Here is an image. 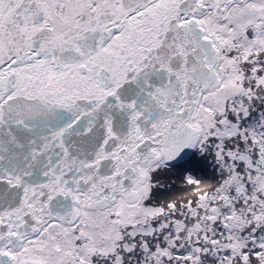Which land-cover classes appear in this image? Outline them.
Listing matches in <instances>:
<instances>
[{
	"label": "water",
	"instance_id": "95a60500",
	"mask_svg": "<svg viewBox=\"0 0 264 264\" xmlns=\"http://www.w3.org/2000/svg\"><path fill=\"white\" fill-rule=\"evenodd\" d=\"M244 0H0V264L82 199L132 200L197 146L219 47L199 17Z\"/></svg>",
	"mask_w": 264,
	"mask_h": 264
},
{
	"label": "rangeland",
	"instance_id": "374dc122",
	"mask_svg": "<svg viewBox=\"0 0 264 264\" xmlns=\"http://www.w3.org/2000/svg\"><path fill=\"white\" fill-rule=\"evenodd\" d=\"M224 14L222 20L216 19L210 11L201 17L208 32L217 35L220 81L199 98L200 104L193 117L202 132L197 147L186 158L169 166H164L162 159L147 163L144 178L135 186V190L141 189V192L132 200H122L118 196L104 208L94 209L86 206L83 200L79 217L73 224L46 223L35 236L22 242L17 254L20 262L177 264L174 251L164 243L168 239L170 245L176 238L170 226L180 228L184 224L183 218H179L182 214L183 217L190 212L196 215L193 200L199 196L200 206L206 207L194 224L203 241L215 233L221 234L218 243L222 246L234 248V245L250 241L264 248V231L251 233L253 221L248 219L247 222L241 214L243 209L253 207L255 198L247 196H256V189L264 195V155L253 140L256 135L264 144V52L251 53L253 47H264V0L232 3ZM248 24L255 29V36L247 32ZM242 132H250V139ZM244 164L253 172L246 170ZM221 166L227 168L221 186L215 196H205L203 192L219 181ZM227 174L231 176L224 179ZM252 174L254 176L249 178ZM235 176L240 181L233 183V194L226 191V186ZM246 176L252 183L249 192L244 190ZM214 199L219 201L210 205ZM233 199L237 202L231 209L229 204ZM227 208L231 210L225 213ZM255 215L256 219H264V204L256 209ZM136 235L137 241H132L130 237ZM196 241L190 243L193 249L202 250L201 240ZM96 251L104 258H98Z\"/></svg>",
	"mask_w": 264,
	"mask_h": 264
},
{
	"label": "trees",
	"instance_id": "16d2710c",
	"mask_svg": "<svg viewBox=\"0 0 264 264\" xmlns=\"http://www.w3.org/2000/svg\"><path fill=\"white\" fill-rule=\"evenodd\" d=\"M246 29L250 35L252 36L256 35L255 29L253 28L252 25L248 24ZM255 52L256 53L264 52V47L263 46L253 47L251 53L255 54ZM249 133H246V134L243 133V135L248 136V140L251 137V136L249 137ZM253 140L255 142L254 145L260 151H262V154L264 155V144H262V142L259 140V138L256 137V135L254 136ZM213 152L215 153V151ZM215 157H216V153H215ZM166 165L169 166L170 164H167V163L164 164V166ZM244 165H245L246 170L248 169V171L253 172V169H250L247 167L248 165L247 166L246 164ZM226 169H227L226 167L221 166V169L219 172L221 176H220L219 181L215 184L214 187L210 188V190L203 192L205 196H209V197L215 196L216 192L218 191V188L221 186L223 182V176H224V173L226 172ZM230 176H231L230 174H227L224 177V179H227ZM238 176L241 177L239 173H238ZM253 176L254 174H252V176L249 178H252ZM249 178L248 176H246V179L244 181L242 180L244 183L246 182L247 184V186L245 185L246 187V189H244L245 192H249V186L252 185ZM231 180H234V181H232L229 184V186H226V191L234 194L235 184L233 183L235 181L238 182L240 180L237 176H235L234 178L232 177ZM243 188H244V185H243ZM255 192H256L255 193L256 196L255 195L247 196L249 199L255 198V201H252L253 207H251L248 210L243 209L241 214L247 220V222H249L248 219L253 221V224H252L253 229L251 233L260 234L264 231V219L263 218L256 219L255 214H256V209L260 208L264 204V195L260 193L259 190L257 189L255 190ZM236 200L237 199H233L232 204H229V207L231 209L234 208V206L236 205V202H237ZM193 201L195 202L193 203V205L197 210L196 215L190 212V215H185L183 217V214H182L179 218L180 219L183 218L184 224L180 228H177V229L173 228L172 225L170 226V228L172 229L171 230L172 234L173 236L176 235V238L172 239L173 242H171L170 245H168V239L164 243L165 246H168L174 251V254H175L173 255L174 261L177 264H263L264 248L260 247V244L257 242H253L254 245H252L250 241H244V243L241 244L240 246L234 245V248H231L228 245L222 246L220 243H218L221 241V238H220L221 234L219 235L215 233H212L211 236H206L207 238L206 241H203L202 235L200 236V230L197 228L196 224H194V221L200 218L199 216H200V213H202V210H203L202 208H205L206 206L204 205L200 206V202H201L200 196L194 199ZM218 201H219L218 199L211 200L210 205ZM241 202L242 200L239 199V203ZM231 209L227 208L225 213H228V211ZM261 212H263V210ZM242 226L243 228H246L245 224ZM223 229H225V227ZM137 235L130 237V239L132 241H137ZM197 239L201 240L199 244L202 250L200 251L193 249L194 248L193 244L197 242L196 241ZM190 243H193V244L191 245ZM205 246H207L206 248L207 251L204 248ZM119 252L124 254L122 249H120ZM95 254L98 256V258H104L102 257L103 255L98 253L97 251L95 252ZM80 263H84V262L80 261Z\"/></svg>",
	"mask_w": 264,
	"mask_h": 264
},
{
	"label": "bare ground",
	"instance_id": "6f19581e",
	"mask_svg": "<svg viewBox=\"0 0 264 264\" xmlns=\"http://www.w3.org/2000/svg\"><path fill=\"white\" fill-rule=\"evenodd\" d=\"M212 35H214V34H212ZM30 260H32L31 258H29Z\"/></svg>",
	"mask_w": 264,
	"mask_h": 264
}]
</instances>
